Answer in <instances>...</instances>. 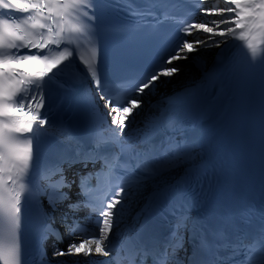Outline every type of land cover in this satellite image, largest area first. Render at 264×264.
Listing matches in <instances>:
<instances>
[{
    "label": "snow or ice",
    "instance_id": "6c2138e0",
    "mask_svg": "<svg viewBox=\"0 0 264 264\" xmlns=\"http://www.w3.org/2000/svg\"><path fill=\"white\" fill-rule=\"evenodd\" d=\"M171 2L144 0L146 6L138 8L135 0H0V220L10 237L7 244L0 243L3 264H21L17 233L22 218H29L30 206L39 209L42 198L47 197L52 212L58 210L47 189L34 192L29 186L33 173L41 168L42 146L48 137L54 141L51 149L61 169L64 164H80L85 169L99 164L118 181L105 198L91 200L92 188L86 180H63L56 189L66 206L61 223L76 238L73 225L85 218L76 213L92 205L87 218L95 217V230L80 233L87 238L73 239L65 249L53 251V257H111L121 223L143 199L132 217L138 225L135 234L126 241L128 264H146L149 258L152 264H176V254L184 249L186 238L199 241L187 264H223L218 255L222 250H230L232 258L243 254L245 259L238 264H264V223L251 238L238 233L229 239L224 225L232 217V206L212 216L204 214L212 184L207 180L209 161L204 158L203 145L216 103L224 93L219 81L223 70L204 71L201 80L181 94L189 97L183 108L169 104L155 117L157 124H149L151 116L137 122L144 97L153 95L165 78L170 80L183 71L174 62L187 60L191 53L221 45L227 48L238 39L246 42L253 59L259 56L264 68V0H225L224 7L200 8L210 17L211 26L208 22L177 26L175 45L155 55L150 71L128 78L130 92L123 97L112 95L110 79L159 39L156 27L164 21L156 9ZM107 13L132 19L128 27L109 29L103 23ZM88 25H95L100 41L99 50L93 48L89 59L79 57L90 73L91 89L81 93L77 86L65 83L57 85L59 93L54 95L49 88L52 78L62 65L76 59V50L69 47L71 37L85 35ZM114 43L120 45L119 51ZM27 61L39 62L43 69L29 71L17 66ZM100 102L105 124L115 133L107 143L96 141L93 134ZM74 104L82 107L87 138L73 133L65 141L49 129L58 115L70 128ZM59 175L63 177L62 170ZM156 216L168 225L164 233L152 223ZM199 251L210 253V259L202 261ZM45 257L38 249L37 264H45Z\"/></svg>",
    "mask_w": 264,
    "mask_h": 264
},
{
    "label": "bare ground",
    "instance_id": "6f19581e",
    "mask_svg": "<svg viewBox=\"0 0 264 264\" xmlns=\"http://www.w3.org/2000/svg\"><path fill=\"white\" fill-rule=\"evenodd\" d=\"M210 2L212 4L206 5L204 8H220L225 6V0H211ZM203 22H208L209 26H211L210 17H205L203 13H201L200 21L198 23H203ZM222 46L223 45H221L220 48L213 47L207 51H202L200 53L194 52L189 54V58L187 60L175 61L174 63L180 65L184 70L181 71L178 75L173 76L170 80L165 78L166 82L160 83L158 88L154 90L153 95L144 97L145 104L139 116H137V122L139 123L140 121L144 120L146 116H151L153 118L150 119L149 121L150 124L156 119L155 117H158L159 114L161 113V107L167 105V103L170 101L169 98H172L174 95L178 94L179 92L185 91L186 88L192 87L196 81H200L203 72L207 71L210 68V65L214 57L218 54ZM183 62H187V64L183 66L182 65ZM99 111L101 112L100 118H102L103 120V126L105 128V132L109 136L114 138L115 133L113 132V129L111 127L106 126L105 124L103 106L100 107ZM182 171H183L182 168L179 169L177 171V174H179ZM148 191H150V189L144 192L145 196L147 195ZM143 203L144 200L140 199L139 203L132 208L131 214L128 215V217L123 223H121L119 228L118 238L123 237L125 233L130 229V227L133 224L132 217L135 215V212L139 210V207L143 205ZM50 211H51L50 208L47 205H45L44 212H50ZM71 242H73V239L70 242L63 244L59 249H65L66 246ZM55 250L56 249L51 248L49 249L48 252V259L51 262V264H77V262L78 264H84L90 261L89 258L83 256L53 257L52 253Z\"/></svg>",
    "mask_w": 264,
    "mask_h": 264
},
{
    "label": "rangeland",
    "instance_id": "374dc122",
    "mask_svg": "<svg viewBox=\"0 0 264 264\" xmlns=\"http://www.w3.org/2000/svg\"><path fill=\"white\" fill-rule=\"evenodd\" d=\"M188 62H189V61H188ZM186 64H187V62H183V63H182L183 66L186 65Z\"/></svg>",
    "mask_w": 264,
    "mask_h": 264
}]
</instances>
